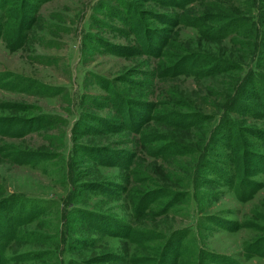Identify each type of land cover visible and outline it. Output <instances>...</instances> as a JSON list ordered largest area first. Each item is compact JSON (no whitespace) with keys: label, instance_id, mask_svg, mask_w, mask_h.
<instances>
[{"label":"rangeland","instance_id":"374dc122","mask_svg":"<svg viewBox=\"0 0 264 264\" xmlns=\"http://www.w3.org/2000/svg\"><path fill=\"white\" fill-rule=\"evenodd\" d=\"M0 264H264V0H0Z\"/></svg>","mask_w":264,"mask_h":264}]
</instances>
